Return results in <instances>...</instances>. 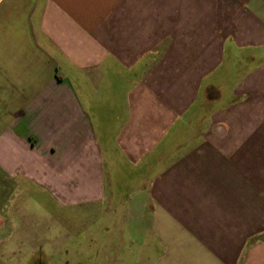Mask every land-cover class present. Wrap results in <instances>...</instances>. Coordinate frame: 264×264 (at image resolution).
I'll list each match as a JSON object with an SVG mask.
<instances>
[{
  "label": "crops",
  "instance_id": "0c3cea01",
  "mask_svg": "<svg viewBox=\"0 0 264 264\" xmlns=\"http://www.w3.org/2000/svg\"><path fill=\"white\" fill-rule=\"evenodd\" d=\"M77 211L93 264H264V0H0V264Z\"/></svg>",
  "mask_w": 264,
  "mask_h": 264
},
{
  "label": "rangeland",
  "instance_id": "374dc122",
  "mask_svg": "<svg viewBox=\"0 0 264 264\" xmlns=\"http://www.w3.org/2000/svg\"><path fill=\"white\" fill-rule=\"evenodd\" d=\"M118 166L119 169L117 170L115 167L113 174V177H115L116 180V185H118V189L116 192L120 194V198H125V195L129 192L128 189L131 187V185H128V189H126L125 185H127V182H125L124 185L122 181H129L134 175L131 173V171H129L128 168L122 166L120 163L118 164ZM34 193L35 192H33V190L27 191L25 192V196L22 197V199H19L24 201L26 204L28 203L26 209H32L33 211H35V213L32 211L34 213H32L33 216H36L38 214L41 215L44 212H47L46 215H49L50 206L48 205V201L44 197V194L40 193V190L38 194L34 195ZM82 216L83 215L78 213V211L77 213L72 214L71 233L73 239L72 245L69 246H72L71 248L74 251H77L80 256L82 255V258H75V261L81 262V264H93V259L91 261H86L87 257L82 252L86 251V248H93L94 242L97 240L99 242L102 239L100 237H97L98 234H96L95 232H91V234H88L80 232L78 230L80 228V218ZM44 217L46 216L44 215ZM91 218L93 219V217ZM46 224L47 222L45 221L37 223V225H35L34 227H32L31 225L26 226V224H23L26 229L29 227L32 229H36L31 231L32 237L22 238L24 253L21 254L22 249L20 250V253L15 255L8 252L1 257L2 262L8 261V264H67L72 256L71 254H67V252H65V250L70 249V247L65 245V242L68 241V236L63 231L65 229H63L61 219H58V221L55 222V226H52V229L54 227L58 229V231L56 232V236L58 235V238H53V236L50 235H48V237H45V233L43 232H45L46 230ZM49 225L50 224L48 223V226ZM78 231L79 235L83 233L79 238L77 237ZM49 233H52V230ZM83 244H85V246ZM63 245H65V248L63 247Z\"/></svg>",
  "mask_w": 264,
  "mask_h": 264
},
{
  "label": "clouds",
  "instance_id": "9594fccd",
  "mask_svg": "<svg viewBox=\"0 0 264 264\" xmlns=\"http://www.w3.org/2000/svg\"><path fill=\"white\" fill-rule=\"evenodd\" d=\"M57 231H58V229L54 227V228L52 229V235H55Z\"/></svg>",
  "mask_w": 264,
  "mask_h": 264
}]
</instances>
